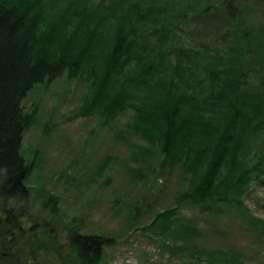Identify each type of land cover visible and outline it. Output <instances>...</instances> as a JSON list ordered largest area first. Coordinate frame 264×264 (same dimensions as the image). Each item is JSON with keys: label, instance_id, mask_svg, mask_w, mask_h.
Segmentation results:
<instances>
[{"label": "trees", "instance_id": "1", "mask_svg": "<svg viewBox=\"0 0 264 264\" xmlns=\"http://www.w3.org/2000/svg\"><path fill=\"white\" fill-rule=\"evenodd\" d=\"M247 1L0 0V264H100L116 241L87 232L86 215L64 217L61 196L32 180L41 160L24 138L39 109L24 101L63 76L88 87L76 116L109 125L133 111L129 127L145 142L133 157L159 153L161 175L182 169L178 204L264 225L246 204L264 183V20ZM147 228L183 264H252L234 247L200 244V227L177 207Z\"/></svg>", "mask_w": 264, "mask_h": 264}, {"label": "rangeland", "instance_id": "2", "mask_svg": "<svg viewBox=\"0 0 264 264\" xmlns=\"http://www.w3.org/2000/svg\"><path fill=\"white\" fill-rule=\"evenodd\" d=\"M254 1L243 4L259 8L257 17L264 20V3L254 5ZM201 37L198 31L190 36L197 40ZM87 89L82 80L67 76L37 85L24 101L26 109L35 105L39 109V122L25 134L24 148L26 155L41 160V169L33 173L32 180L39 179L61 196L64 217L86 215L87 232L116 237L114 244L105 247L100 264H183L187 258L171 254L166 245L160 244V236L147 228L158 212L171 207H177L183 219H192L200 227V244L234 247L246 261L264 264L261 222L253 224L256 220L227 209L215 215L190 202L178 204L179 191L184 188L182 169L161 175L159 153L156 158L139 161L133 157L135 147L145 142L129 127L132 110L109 125L104 124L103 117L76 116ZM107 157H114V161L102 174L100 167ZM134 169H143L144 177L134 174ZM246 204L251 215L264 220V183L254 184ZM60 227L63 229L60 224L54 230L64 234ZM66 243L63 239L62 244Z\"/></svg>", "mask_w": 264, "mask_h": 264}, {"label": "flooded vegetation", "instance_id": "3", "mask_svg": "<svg viewBox=\"0 0 264 264\" xmlns=\"http://www.w3.org/2000/svg\"><path fill=\"white\" fill-rule=\"evenodd\" d=\"M13 233H15V232H13Z\"/></svg>", "mask_w": 264, "mask_h": 264}]
</instances>
